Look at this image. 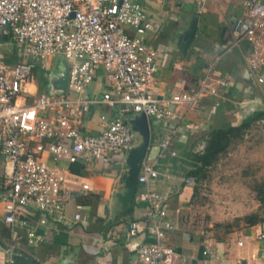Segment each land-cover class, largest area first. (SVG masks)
Returning <instances> with one entry per match:
<instances>
[{
	"label": "built area",
	"instance_id": "1",
	"mask_svg": "<svg viewBox=\"0 0 264 264\" xmlns=\"http://www.w3.org/2000/svg\"><path fill=\"white\" fill-rule=\"evenodd\" d=\"M143 1L0 0V47L9 39L16 58L7 63L0 51V213L11 231L24 230L30 245L44 240L38 227L50 223L57 229L65 221L63 200L76 186L90 188L66 164L105 162L110 153L126 154L133 146L126 115L179 119V105L192 108L202 97L217 95L218 86L227 85L226 79L208 72L190 91L163 99L150 94L158 51L146 35L157 33L161 23L147 16ZM196 1L198 7L207 2ZM241 1L246 15L233 24L234 43H250L247 63L256 72L264 65V0ZM57 57L67 66L64 94L34 95L28 85L36 81V74L54 69ZM100 69L108 88L96 100L86 92ZM256 81L263 83L264 78L258 75ZM95 101L115 108L117 115L101 114L98 132L89 134L81 127V117ZM167 146V141L161 142L162 150ZM158 175L157 168L143 160L137 182L146 188L135 198L145 202L146 220L131 221L126 232L127 246L136 254L133 264H177L176 251L167 243L173 225L166 198L150 187ZM80 216L74 213L72 221ZM144 231L149 241H132ZM0 264H15L12 254Z\"/></svg>",
	"mask_w": 264,
	"mask_h": 264
},
{
	"label": "crops",
	"instance_id": "2",
	"mask_svg": "<svg viewBox=\"0 0 264 264\" xmlns=\"http://www.w3.org/2000/svg\"><path fill=\"white\" fill-rule=\"evenodd\" d=\"M143 6L149 18L161 23L157 33L146 35L147 43L158 51L155 82L148 89L150 94L163 99L171 93L190 91L208 72L227 81L225 87H217V95L202 97L192 108L179 105V119L148 118L150 144L144 161L159 171L150 187L166 198L173 225L168 231L167 243L176 251V263L264 264V221L219 233L193 229L191 219L184 215L193 192L191 182L198 176H192L191 171L199 165L205 148L217 142L218 135L224 131L227 132L223 141L227 145L236 136L244 133L247 136L249 127L264 121L263 116L243 126L247 119L264 113V82L256 81L258 75L264 78V65L256 72L251 71L247 63L250 43L243 39L234 43L233 24L238 17L246 15L242 1L207 0L198 7L194 0H144ZM194 17L196 32L183 51L182 36ZM10 60L16 62V58ZM102 73L100 69L87 89L86 94L92 99H99L108 88ZM41 75L46 83L48 74ZM28 88L34 95L48 91V86L39 91L37 81ZM101 114L114 117L117 111L97 101L90 103L81 117L82 129L96 134ZM133 115H126L124 119ZM162 141L168 142L165 150L161 149ZM108 157L105 162L94 159L66 164L90 188L80 190L76 186L77 190L63 200L66 219L57 229L50 223L38 227L44 233V240L38 245L27 242L22 228L11 231L0 213V263L11 253L15 264H133L136 254L127 246L126 232L131 221L146 220V204L135 196L132 204L117 200L116 193L124 191L121 177L127 172L126 154L110 153ZM1 172L0 157V179ZM145 188V184H138L136 193ZM76 212L81 216L73 222ZM132 241H149V235L144 231Z\"/></svg>",
	"mask_w": 264,
	"mask_h": 264
},
{
	"label": "rangeland",
	"instance_id": "3",
	"mask_svg": "<svg viewBox=\"0 0 264 264\" xmlns=\"http://www.w3.org/2000/svg\"><path fill=\"white\" fill-rule=\"evenodd\" d=\"M194 3L197 6L196 0ZM0 51L4 61L15 63L10 60L14 58V48L9 39ZM56 62L48 75L62 71V58L57 57ZM43 86L47 89V80ZM127 124L134 135L133 145L140 144V131L131 120ZM254 125L248 128L247 136L244 133L234 137L214 163L191 182L193 192L184 215L191 219L193 229L228 233L246 226L250 215L264 219V121Z\"/></svg>",
	"mask_w": 264,
	"mask_h": 264
},
{
	"label": "water",
	"instance_id": "4",
	"mask_svg": "<svg viewBox=\"0 0 264 264\" xmlns=\"http://www.w3.org/2000/svg\"><path fill=\"white\" fill-rule=\"evenodd\" d=\"M196 32V18L194 17L189 24L188 30L182 36L183 44L182 49L186 51L190 45L191 40ZM6 39V36H2ZM63 69L56 75H47L48 81V92H59L64 94L67 86V66L65 61L62 59ZM131 120L134 128L140 131L142 135V141L138 145H133L126 153L125 163L127 165V172L121 177V181L124 186L123 192L116 193L115 197L119 202L123 204H132L137 189V177L141 167V164L146 157L150 144V128L148 118L140 113L134 114L126 118L125 122Z\"/></svg>",
	"mask_w": 264,
	"mask_h": 264
},
{
	"label": "trees",
	"instance_id": "5",
	"mask_svg": "<svg viewBox=\"0 0 264 264\" xmlns=\"http://www.w3.org/2000/svg\"><path fill=\"white\" fill-rule=\"evenodd\" d=\"M42 73L36 74V78L38 79V89L39 91L43 90V81L41 79V75ZM263 115L258 113L256 116H254L251 119H247L246 122L243 124V126H249L252 122L261 119ZM227 132V131H226ZM226 132L224 131L223 134H219L217 137V142H213L210 145H208L203 154L201 155L200 158V163L199 165H196V167L191 171L192 172V176H194L195 174H199L206 166L210 165L212 162H214L216 160V156L219 152H222L223 150H225L226 143L223 141L224 138L226 137L225 134ZM262 201H264V197L261 198ZM246 223L247 225H254L260 222H263L264 219L263 218H259L257 215H250L248 218H246Z\"/></svg>",
	"mask_w": 264,
	"mask_h": 264
}]
</instances>
